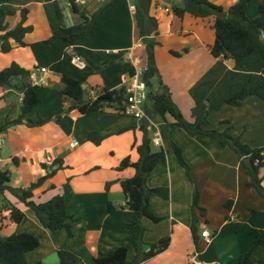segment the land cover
Segmentation results:
<instances>
[{
    "label": "crops",
    "instance_id": "1",
    "mask_svg": "<svg viewBox=\"0 0 264 264\" xmlns=\"http://www.w3.org/2000/svg\"><path fill=\"white\" fill-rule=\"evenodd\" d=\"M55 1L58 0H10L0 4V7L16 10V14L7 19L10 29L15 28L21 20L23 8L28 9L26 25L34 28L24 38L27 46L21 47L13 42L14 48L11 52H0V70L14 62L31 70L29 77H13L11 87L0 88V125L20 117L24 91L27 86L32 85V75L47 77V85L38 89L43 100L41 107L45 98L40 92L50 87L48 81H58L60 92L63 87L60 75L54 73L51 66L65 57L70 58L68 52H71V64L77 70L70 72L65 64L64 71L73 78L79 79L91 70L88 63L87 69L79 70L73 63L75 54H82L93 63L104 67L99 73L88 77L86 99H95L103 88H120L124 85L125 76L133 72L135 59H138L135 52L142 47L134 12L130 9L134 0H117L95 22L86 37L72 44L54 40L48 44L50 47H45V42L53 36L51 22L70 27L83 21L71 8L70 0H67V8L62 11L63 18L57 20ZM109 1L76 0L81 5L80 9H86L88 16L96 13ZM238 1L212 0L224 10H228ZM255 1L258 2L257 7L251 5ZM253 2L248 8L250 18L257 17L259 6L264 4V0ZM174 3L176 2L173 0L153 1L151 15L159 21L157 39L160 42L155 49V58L163 83L169 87L174 102L186 120L193 122L192 110L197 102L205 101L209 105L217 106L225 98L264 78V60L260 54L254 53L236 66L232 61L215 58L211 54L215 43V16L203 19L186 13L180 19L173 12ZM57 43L63 46V53L54 57L48 51H52L51 47ZM40 44L45 48L35 49V45ZM44 56L46 60H43ZM113 61L115 63L110 64ZM40 68L49 69V73H38L36 70ZM62 104L60 110L64 113L57 115L53 111L56 116L43 127L29 128L24 120L25 124L11 126L5 132L7 149H0V170L10 171L12 187L26 188L29 185L20 187L13 184L16 171L19 172L25 166L31 167L36 172V181L46 174L42 164L50 166L51 161L62 159L65 169L58 171L37 189L33 200L44 203L56 195H63L68 212L79 221L74 224L72 235L66 230L51 232L39 223L28 207L9 192H5L3 196L0 195L3 199L0 202V235L8 237L14 233H31L46 238V251L41 252L43 247H40V242L39 248L27 254L30 264H60L59 250L74 253L79 258L76 264H94L100 253L111 252L123 246L128 248V260L131 262L136 255L132 244V235L136 229L129 228L128 224L134 222L137 215L128 209L112 214L108 204L112 203L118 208L127 203L121 181L132 177L134 170L128 168L118 171L117 167L128 156L133 161L138 158L134 146L142 139L141 122L113 109L86 115L77 110L68 112L72 102L67 100ZM41 107L27 118L42 117ZM234 111L241 112V116L235 118ZM57 116H61L60 121ZM223 121H229L233 126V135L243 137L242 140L248 145L264 147V100L251 96L241 106L224 105L210 113V128L224 130L227 125L221 124ZM173 122L174 119L169 115L162 120L155 117L149 127L150 133L153 132V137L150 136L152 144L165 150L167 164H160L154 169L148 186H170L172 190L169 200L153 196L149 204L157 216H166L167 219L158 224L147 218L142 220L147 229L145 242L154 243L170 236L171 243L163 253L142 264H190L188 256L197 250L192 233L195 190L200 195L199 207L206 210V215L203 216L198 208L195 209L199 219L197 236L201 263L238 264L240 255L251 247L254 238H264V217L252 213V210H264V200L247 186L249 177L237 155L229 147L223 146L213 137H192L178 127H171ZM239 122L243 125L242 129L237 125ZM93 131L110 136L97 146L88 139ZM156 138L160 141L159 146L154 144ZM75 142L78 145L71 147ZM173 142L182 149L191 168L190 179L177 161ZM2 153L8 155L3 157ZM14 157L19 159L18 165L13 163ZM261 176L264 177V168L261 169ZM51 185L55 188L52 189ZM180 192H186V195ZM4 198L25 213L22 223L11 221L10 212L3 206ZM229 200L233 201L231 209L225 207ZM158 201L164 202L160 204ZM203 230H208L211 234L212 240L209 243L201 237ZM262 259L264 246L259 247L252 255L254 262Z\"/></svg>",
    "mask_w": 264,
    "mask_h": 264
},
{
    "label": "trees",
    "instance_id": "2",
    "mask_svg": "<svg viewBox=\"0 0 264 264\" xmlns=\"http://www.w3.org/2000/svg\"><path fill=\"white\" fill-rule=\"evenodd\" d=\"M10 0H0V4L9 2ZM117 0H110L103 4L96 13L88 16L85 8L80 9L81 5L76 0H70L73 11L80 15L82 22L70 27H63L58 22H51L53 36L45 42L50 44L54 40H61L65 44H72L78 39L87 36L95 22H97L104 13ZM154 0H134L136 10L134 12V20L142 42L140 50L135 52L137 58L144 61L146 70L143 73V80L150 92L154 93V98L149 99L145 106V112L148 118L141 120L140 130L142 139L138 145H135L137 159L132 160L131 156L124 158L119 166L118 171L128 168L134 170V175L121 181V188L127 198V203L123 207H115L112 203L108 204L109 211L112 214L124 211L126 209L136 213L134 222L128 224L129 228L136 229L132 235V244L135 248L136 255L129 262V250L123 246L111 252H102L95 258L94 264H142L157 255L163 253L171 243V237L166 236L154 243H147L144 240L146 229L142 224V220L147 218L154 223L162 222L166 217L157 216L150 208V198L153 196L164 200L170 199L169 188L158 187L150 188L148 180L154 169L160 165L167 164V155L164 149L153 151L151 148L152 140L150 138L149 127L155 116L160 115L166 119L167 115L174 119L170 124L171 127H178L184 130L188 135L194 137L197 135L209 136L217 139L223 146L229 147L238 157L245 174L249 177L247 186L253 192L264 200V177L261 176V169L264 168V147H252L244 143L240 136L233 135V126L229 121H223L226 124L224 130L220 128H210L209 116L214 110L222 108L224 105L241 106L242 103L251 96L259 97L264 100V78L253 85L243 88L237 94L225 98L217 106L207 104L205 101L196 103L192 110L194 118L193 122H189L184 117L182 111L172 98L171 91L167 85L163 83L159 68L156 63L155 49L160 45L159 21L151 15V7ZM254 0H239L228 10H224L222 6H218L212 0H183V4L174 3V14L183 19L186 13L192 14L199 18H208L215 16V43L211 48V54L222 60L232 61L236 66L242 64L249 56L258 53L264 60V4L258 9L259 15L250 18L248 8ZM56 18H63V12L58 1L54 2ZM16 14V10L12 8L0 7V52L9 53L14 48L13 42L18 46L25 47L27 44L24 38L27 34L32 33L34 28L26 25L28 9L21 10V20L15 28L10 29L7 19ZM174 55H179L172 52ZM82 55V54H81ZM87 63L91 70L79 79L73 78L64 71V60L58 61L51 66L54 73L60 75L63 84L60 90L63 96V102L71 101L72 104L67 111L77 110L80 114L86 115L95 112L113 109L118 113H123L125 102L127 99V89L123 85L120 88L108 90L101 89L95 99H86L87 89L82 86L86 84L90 75L99 73L104 67L93 63L86 56ZM115 63L114 61L110 64ZM31 75V70L21 67L18 63H12L9 67L0 70V88L11 87V79L13 77L26 78ZM39 86L29 85L24 91L22 100L21 115L13 121H6L0 125V131L6 132L14 125L25 124L29 128L43 127L48 124L52 117L56 116L51 113L47 117H39L37 119L27 118L33 111L37 110L43 104V100L38 94ZM60 121L61 116H57ZM122 130L118 133H121ZM107 136L101 135L97 131L89 134L88 139L95 145H100ZM173 150L176 154L179 164L185 169L187 177L190 179L191 168L186 162L182 149L172 143ZM15 165L19 164L17 157L13 158ZM42 168L46 174L39 177L36 181L31 182L26 188H14L10 185L11 173L8 170H0V195L9 192L21 203L28 207L36 216L39 223L47 230L55 232L58 230H66L72 235L74 224L79 221L74 215H71L67 209V203L63 195H56L44 203H37L33 200L34 192L42 187L49 179L53 178L58 171L65 169L62 159H55L50 166L42 164ZM52 189L55 188L51 185ZM199 191L195 190L193 196L192 216L193 226L192 233L196 249L199 250L200 242L197 236V225L199 219L195 209L200 210L201 215H206V210L199 207ZM4 208L10 212V219L16 224H20L25 219V213L19 208L12 205L4 198ZM233 201L226 202L225 207L231 209ZM253 214L264 217V210L259 212L252 210ZM40 246V239L31 233H14L8 237L0 235V264H30L27 261V254L36 250ZM261 246H264V238L255 237L251 247L239 257L238 264H264V259L254 262L252 260L253 253ZM58 256L60 264H76L79 258L72 252L67 250H59ZM34 264H43L37 262Z\"/></svg>",
    "mask_w": 264,
    "mask_h": 264
},
{
    "label": "built area",
    "instance_id": "3",
    "mask_svg": "<svg viewBox=\"0 0 264 264\" xmlns=\"http://www.w3.org/2000/svg\"><path fill=\"white\" fill-rule=\"evenodd\" d=\"M130 9L135 12L136 7L132 5ZM73 63L79 70H85L88 68L87 62L85 59L79 55L75 54L73 56ZM146 70V65L144 64L143 60L135 59L134 69L132 74L125 76L124 78V85L127 89V99L125 102V109L123 110L124 115L130 116L137 121H141L145 118H148L145 112V106L149 101V89L146 83L143 80V73ZM40 74L46 75L49 73V69L47 68H40L36 70ZM32 85L33 86H45L47 85V77H37L32 75ZM6 144V136L5 132L0 131V149L3 148ZM154 144L157 146L160 145V141L158 138L154 140ZM78 145L77 142L71 144V147H76ZM49 161V159H48ZM53 161H51V164ZM1 209V207H0ZM201 237L205 240L206 243H209L212 240L211 234L208 230H203L201 233ZM188 261L190 264H202L200 261V251L195 250L194 252L190 253L188 256Z\"/></svg>",
    "mask_w": 264,
    "mask_h": 264
},
{
    "label": "rangeland",
    "instance_id": "4",
    "mask_svg": "<svg viewBox=\"0 0 264 264\" xmlns=\"http://www.w3.org/2000/svg\"><path fill=\"white\" fill-rule=\"evenodd\" d=\"M58 4H59L60 8L62 9V11H64V9L67 8L66 6L68 4V1L67 0H58ZM251 5H254V7H257L258 2L255 1ZM44 46L45 47H50L47 44H44ZM44 46L42 44H40V46L35 45V49L45 48ZM51 48H52V51H48V53L49 52L52 53L54 57H59L63 53V46L61 45V43L54 44ZM68 55L70 56V58L69 57H65L63 60H64V62L66 64V67H67L68 71L75 72L77 69H75V67L71 64V55H72L71 52H68ZM43 60H46V57L45 56L43 57ZM57 82L56 81H52V82H49L48 81V84L50 83V87H48L45 91L41 90V92H40L44 96V98H45V103L40 108V115L42 117L49 116V114L52 113L53 111H56L55 113H57V115H62L64 113V112H61V110H60V108L63 105L62 104L63 103V96L59 92V85H60V83L59 82L57 83ZM234 116H235V118L236 117L239 118L241 116V112L234 111ZM155 117H159L162 120V117L160 115H157ZM68 122L70 123V121H68ZM67 125H68V123H67ZM237 125L241 129L243 128V125L241 124V122L237 123ZM63 128H64V126H63ZM255 129H256V127L254 126L253 127V130L255 131ZM150 136L153 137V132L150 133ZM241 139H243V137ZM243 142L246 143L245 141H243ZM151 148H152L153 151H159L160 149H163V148L156 147L153 144L151 145ZM3 149L6 150L7 149V146L6 147L4 146ZM2 155H3V157H6L8 154L7 153H2ZM35 175H36V172H33L32 169H31V167L25 166L22 169H20L19 172L16 171V175L14 176V179H13V184L19 185L20 187L27 186L32 181H34ZM168 188H169L170 196H171V191L172 190H171L170 186ZM175 194H176V192H175ZM180 194H184V196H185L186 195V192H180ZM2 200L3 199L0 196V202ZM158 200H161V199H158ZM158 202H161L160 204H162L164 201H158ZM159 217H163L164 218L166 216H159ZM166 219H167V217H166ZM152 223H154V222L152 221ZM146 233H147V229H146L145 234ZM37 237L40 239V242H41V246L40 247H43V249H41V252L46 251L47 244H48L47 243V239L44 238L43 236H38L37 235ZM38 252H40V251H38Z\"/></svg>",
    "mask_w": 264,
    "mask_h": 264
},
{
    "label": "water",
    "instance_id": "5",
    "mask_svg": "<svg viewBox=\"0 0 264 264\" xmlns=\"http://www.w3.org/2000/svg\"><path fill=\"white\" fill-rule=\"evenodd\" d=\"M174 2L178 3V4H182L183 3V0H173ZM264 35V34H263ZM0 42H1V39H0ZM84 89H86V84H83L82 86ZM154 98V93L150 92L149 93V99L152 101Z\"/></svg>",
    "mask_w": 264,
    "mask_h": 264
}]
</instances>
